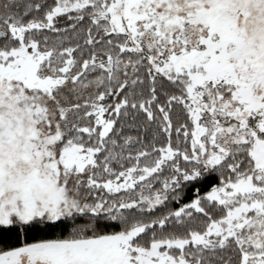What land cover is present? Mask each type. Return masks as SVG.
I'll return each mask as SVG.
<instances>
[{"label": "snow or ice", "instance_id": "1", "mask_svg": "<svg viewBox=\"0 0 264 264\" xmlns=\"http://www.w3.org/2000/svg\"><path fill=\"white\" fill-rule=\"evenodd\" d=\"M0 264H264V0H0Z\"/></svg>", "mask_w": 264, "mask_h": 264}]
</instances>
